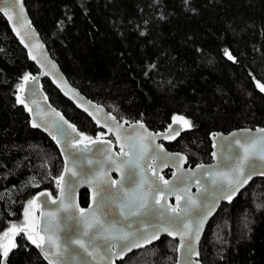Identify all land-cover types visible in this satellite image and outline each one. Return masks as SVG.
<instances>
[{"label":"trees","instance_id":"16d2710c","mask_svg":"<svg viewBox=\"0 0 264 264\" xmlns=\"http://www.w3.org/2000/svg\"><path fill=\"white\" fill-rule=\"evenodd\" d=\"M25 6L68 81L118 120L154 131L175 116L191 121L166 144L187 156L186 166L212 161L214 132L264 127V92L257 87L264 84V0H25ZM38 72L0 13V235L16 224L33 226L35 236L38 210L28 201L58 191L60 152L32 128L17 99L24 76ZM42 87L81 134L103 137L48 78ZM79 201L88 205L87 190ZM206 228L202 264H264V177L223 203ZM14 243L7 264H47L25 233ZM177 245L162 236L116 264H175Z\"/></svg>","mask_w":264,"mask_h":264},{"label":"water","instance_id":"95a60500","mask_svg":"<svg viewBox=\"0 0 264 264\" xmlns=\"http://www.w3.org/2000/svg\"><path fill=\"white\" fill-rule=\"evenodd\" d=\"M5 7H7V0H0V8ZM8 11L13 17L12 20H9L3 12L0 13L7 20L16 39L26 50L29 59L34 62L39 69L37 74L31 75L32 77H36L35 80L29 79L26 82L23 79L17 91V99H23L25 104H27V108H25L29 113L31 126L34 120L40 125V127L32 126V128L42 131L55 142L63 160V169L60 175V177L63 176V180H60L58 184L56 197L52 195H41V193H49L48 191H40L33 197V199H36L34 206L38 208L37 232H39L41 236H45V241H47L48 235H52V238L61 245L62 251L69 235L78 236L80 239L84 240L85 243L89 242V237L82 235L85 230L82 227L77 226L78 230L76 232H69L68 229V225L70 223L75 224V221H68L67 217L69 215H75L79 218L80 209L85 210V216H91L92 212H96L97 216L105 222V225L113 227L114 230L123 229L127 232H137L138 230L143 231L146 229L147 232L154 231L155 229L152 225L156 223V218L153 214L149 213L148 215L141 216H133L130 214V208L126 205L129 203V198L133 192L145 194L149 207L152 206L153 201H159V203L155 204L157 209L160 208L161 204L169 207H177V196L181 197L179 207L184 206L185 200H187L188 197H192L199 204L206 197L204 188L210 186L211 179L215 177L217 180H221L222 177L217 176V173H225L228 171V165L232 163L229 157L235 158L238 154H242L243 150L235 145L233 141L239 139L241 142L246 143L252 137L264 135V133L257 131L258 129H264V127H257L254 129L240 128L226 134L214 132L211 134L212 161L210 163L198 164L193 167L186 166L187 156L181 152L170 151L166 144L173 143L175 140L177 141L189 128L185 127L182 122L174 124L173 119L164 131H154L146 126L145 122H134L130 124L121 122L115 115L108 112L104 105L92 101L68 81L57 62L50 55L40 33L34 26L25 6V0H18L14 8L8 7ZM17 13H20L22 18L20 23L16 22ZM13 24L16 25L15 28ZM17 32L20 34L17 35ZM22 37L23 40L21 39ZM33 57H35V59H33ZM43 78H48L55 88H57L56 90L68 99L78 110L88 115L97 126L105 131L103 137L97 140L111 141V144L94 143V141H97L96 139L87 140L85 139V134L80 135L81 133L77 126L71 123L64 116L63 112L53 106L49 101L42 87ZM29 109H31V111H29ZM61 117L63 119H61ZM113 117L115 119H113ZM65 121H67V123H64ZM97 121H99V123H97ZM140 124H143L144 127L141 128ZM70 125L74 126V128L69 127ZM169 125H172L173 128L180 129L179 135L175 136V138H172ZM149 133L153 134V136L149 137ZM233 133L236 135L233 136ZM117 135L120 137L119 140L117 139ZM54 136L56 139H53ZM111 136L113 139L110 138ZM57 140H59L60 143H57ZM133 144L136 145L135 148L132 147ZM85 146L87 147L85 148ZM157 146H162V150ZM62 148L64 151H61ZM80 149L85 150L80 152ZM98 149L107 150L108 155L111 156L116 163L114 164L112 160H109L103 152L98 151ZM155 152H159L160 156H163L164 153L168 155L163 161L160 156L150 158L153 157ZM138 153L142 158L138 159ZM213 153H215V155H213ZM73 154H76L79 159H74ZM129 159L137 162L139 165L134 168L135 183H130L127 179L129 167L123 162ZM88 160L93 161V163L89 164ZM257 163L259 164L261 162L258 161ZM201 165L204 167L201 168ZM66 168L74 169L80 173V175L73 177L70 172L65 171ZM168 169L172 170V174L168 179H165L163 174ZM260 171H264V168H258L257 174L253 175L252 179L241 187L239 191L232 196L231 200L222 198L219 192L214 194L210 192L207 194V200L211 201L215 198V207L211 215L207 217L202 225L199 224L200 216L198 215V209L194 208L189 212L188 215L190 219L188 220V226L192 231V235L191 237L185 236V244L187 245L189 241H191L192 250L190 252L187 248L180 247V236L175 234L176 229L181 227L179 224L173 226V235L161 232L159 238L153 240L151 244L160 240L162 236L176 239L178 241V246L175 264H202L199 255L200 242L207 229L206 227H208L223 203H232L254 178L264 177V175L259 174ZM208 172L212 173V177L207 175ZM182 175L191 177V180L187 183L186 191L184 190L185 184L179 181ZM165 180L170 181L174 185H178L175 192L169 193L164 191L153 195L152 189L155 186L154 182L158 183L161 189H167L169 187V185L164 184ZM197 180H199V184L196 183ZM111 181H116L117 183L112 184ZM102 184L105 188L109 189L112 198L106 199L105 203L97 212V203L100 197L97 195L95 197L97 203H94L93 194ZM84 190L89 192V203L85 208L81 207L79 201L80 193ZM53 201H55V203H53ZM61 201H63V204H61ZM64 204H71L72 207L68 211H64ZM121 208L124 210V215H121ZM49 212L54 213V215L52 217L41 215L42 213L46 214ZM169 214L171 213L169 212ZM125 216L128 218L125 219ZM49 219L58 224L59 229H53L52 233H45L41 230L46 226ZM197 229L199 230L198 239L195 238ZM97 243L101 246L94 252L96 256L95 260L84 254L76 245L69 247L67 251L63 252L62 256L56 257L52 255L50 259L44 257L41 249L36 246L35 248L42 256L43 261L47 264H50V260L54 261L55 264H82L81 257L87 261V264H116L117 261L124 259L133 251L151 245L144 244L142 247L133 248L131 251L125 252L121 257L119 255V247L112 248L111 252L105 255L107 245L99 241ZM109 243L112 242L109 241ZM73 249L81 251V255L74 257ZM89 250L92 251L91 248ZM52 251L55 252L56 249L53 248ZM2 264H7L6 260H2Z\"/></svg>","mask_w":264,"mask_h":264},{"label":"snow or ice","instance_id":"6c2138e0","mask_svg":"<svg viewBox=\"0 0 264 264\" xmlns=\"http://www.w3.org/2000/svg\"><path fill=\"white\" fill-rule=\"evenodd\" d=\"M18 0H7V7L0 8V12H3L5 16L8 17L9 20H12V15L9 14L8 7H15ZM21 15L20 13L16 14V22H21ZM15 24H13V27L15 28ZM20 33L17 32V35ZM23 40V37L21 38ZM27 47V45H26ZM225 55H227L228 59L234 60L235 58L231 55L230 52L225 50ZM35 59V57H33ZM29 79L35 80L36 77L30 76V74L24 76V80L27 82ZM19 87V86H18ZM257 87H259L260 91L264 92V84H261L259 81H257ZM18 103L24 104L27 108V104H25V101L23 99L18 98ZM31 111V109H29ZM87 111V109H86ZM61 119H63L61 117ZM113 119H115L113 117ZM183 123V125L187 128L192 127V123L189 120H186L183 116H176L173 117V123ZM64 123H67L65 121ZM99 123V121H97ZM33 127H40L39 124L35 122V120L32 123ZM73 127L74 126H69ZM140 127L143 128V124H140ZM169 129L172 132V138H175V136L179 135V128H173L172 125H169ZM111 131V129H110ZM260 133H264V129H258L257 130ZM83 135V134H80ZM236 134L233 133V136ZM153 136V134L149 133V137ZM53 139H56L54 136ZM87 140H91V137H85ZM117 139L119 140L120 137L117 135ZM142 139V138H141ZM57 143H60L59 140H57ZM94 143H104L107 145L111 144V141H94ZM233 143L237 145L240 149H242V154H238L235 158L229 157L230 160H232V163L228 165V171L225 173H217V176H221V180H217L215 177H213L210 181V186L204 188V193L206 194V197L204 200H202L199 204L195 199L192 197H188L187 200H185L184 206L179 207V202L181 200L180 196H177V207H169L165 206L164 204L160 205V208L157 209L155 207L156 203H159V201H153V204L151 207H149V204L147 203V196L145 194H137L133 192L129 198V203L126 205L130 208V214L133 216H141V215H148L149 213L153 214L156 218V223L152 225V227L155 229L152 232H147V230L137 232H127L123 229L114 230L113 227L106 226L105 222L99 218L96 214V212H92L91 216H85L84 209H80V217L77 218L75 215H69L67 217L68 221H75V224L70 223L68 225L69 232H76L78 230V227H82L85 229L82 233L83 236L89 237V242L85 243L84 240L80 239L78 236L69 235L68 239L65 242V246L63 248V251L61 250V245L58 244L53 238L52 235H48L47 241H45V236H41L39 232H36L35 236L30 234L29 228L31 229V232H35V228L33 226H29L26 228L24 225L17 226L16 224H12L11 227L8 229V231H5L2 235H0V257H2V260H7L9 253L12 251L13 248L16 247L14 243V238L16 235H20L21 233H25L27 236V239L31 241L32 244H34L37 248L41 249L44 257L46 259H50V256L55 255L56 257L62 256L63 252L67 251L69 247L72 245L78 246V249L81 250L84 254H86L88 257H92L93 260L96 259V256L94 255V252L101 246L99 242H102L104 245H107L105 249V255H108V253L111 252V249L114 247H119L120 252L119 255L122 257L125 252L131 251L133 248H139L142 247L144 244H151L153 240L158 239L161 232L167 233L168 235H173V226L179 224L181 227L177 228L175 231V234H178L180 236V247L181 248H187V250L190 252L192 250V244L191 241L186 245L185 244V236L191 237L192 231L188 226V220L189 212L191 210L198 209V215L200 216L199 224L202 225L208 216L211 215L212 211L215 207V198L211 201L207 200V194L216 193L219 192L221 194L222 198H226L231 200L232 196L235 195L236 192L239 191L241 187H243L245 184L248 183L249 180L252 179V176L257 174L258 168H264V135L259 137H252L250 138L246 143L241 142L239 139L234 140ZM87 146H85L86 148ZM133 148L136 147L135 144L132 145ZM162 150V146H157ZM85 149H80V152H83ZM61 151H64L62 148ZM98 151L103 152V154L109 159L112 160V162L115 164V160L112 159L111 156L108 155L107 150L105 149H98ZM74 155V159H79L76 154ZM167 153H164L163 156H160L159 152H155L153 154L154 158L155 156H160L161 160L163 161L165 157H167ZM215 155V153H213ZM142 158V156L138 153V159ZM261 163H257V162ZM88 163L91 164L93 161L88 160ZM129 167V172L127 175V179L130 183H135V172L134 168L138 167V163L129 159L123 162ZM103 166V165H102ZM201 168L204 166L201 165ZM66 172H70L71 176L75 177L77 175H80L77 171L74 169H65ZM261 175H264V171H260ZM155 175V173H154ZM194 175V173H193ZM208 176L212 177V173L208 172ZM175 178V177H174ZM162 179V177H161ZM60 180H63V176L59 178L57 181L58 184ZM191 180V177L182 175L179 178L180 183L185 184V191L187 189V183ZM106 183V182H103ZM112 184L117 183L116 181H111ZM197 184H199V180L196 181ZM165 185H169L167 189H161L159 184L154 182V188L152 189L153 195L162 193L164 191H167L169 193H174L176 190V187L178 185L172 184L170 181L165 180ZM216 186V187H213ZM63 191V190H62ZM230 193V194H229ZM41 195H50V193H41ZM99 195L100 200L97 203L95 200V197ZM112 194L109 192L108 188H105L102 184V186L93 194V202L97 203V212L99 211L100 207L105 203L106 199H111ZM38 199V198H37ZM36 203V199L28 201V204L34 205ZM55 203V201H53ZM61 204H63V201H61ZM72 207L71 204H64L63 210L68 211ZM169 212L171 214H169ZM43 215H47L49 217H52L54 213H42ZM121 215H124V210L121 208ZM25 219L27 220L29 216L28 209L25 208L24 211ZM128 217L125 216V219ZM53 229H59V225L56 224L54 221L49 219L46 223V226L41 230L45 233H52ZM9 233H11L12 239L7 240L9 236ZM115 233V234H114ZM36 236H39V240L36 239ZM195 238H199V230L197 229L195 232ZM111 241L112 243H109ZM119 242V243H117ZM55 248L56 251L53 252L52 249ZM92 249L90 251L89 249ZM81 251H77L76 249H73L74 257L80 256ZM110 258V257H109ZM82 259V264H87V261ZM0 264H2V261H0ZM50 264H55L54 261L50 260Z\"/></svg>","mask_w":264,"mask_h":264},{"label":"rangeland","instance_id":"374dc122","mask_svg":"<svg viewBox=\"0 0 264 264\" xmlns=\"http://www.w3.org/2000/svg\"><path fill=\"white\" fill-rule=\"evenodd\" d=\"M100 138H102V137H100ZM98 139V138H97ZM96 139V140H97ZM59 180V179H58ZM34 208V207H33ZM34 210L36 211V209L34 208ZM38 210V209H37ZM38 215V214H37ZM31 218V213H29V216H28V219H30ZM37 218H38V216H37ZM12 239V237L11 236H8V238H7V240H11ZM178 246V245H177Z\"/></svg>","mask_w":264,"mask_h":264},{"label":"flooded vegetation","instance_id":"af4514ba","mask_svg":"<svg viewBox=\"0 0 264 264\" xmlns=\"http://www.w3.org/2000/svg\"><path fill=\"white\" fill-rule=\"evenodd\" d=\"M110 138H112V136L110 137ZM113 139V138H112ZM89 203V202H88ZM88 206V205H87ZM86 206H84L83 208H85Z\"/></svg>","mask_w":264,"mask_h":264},{"label":"bare ground","instance_id":"6f19581e","mask_svg":"<svg viewBox=\"0 0 264 264\" xmlns=\"http://www.w3.org/2000/svg\"><path fill=\"white\" fill-rule=\"evenodd\" d=\"M38 209V208H37ZM37 240H38V236H37V238H36Z\"/></svg>","mask_w":264,"mask_h":264}]
</instances>
